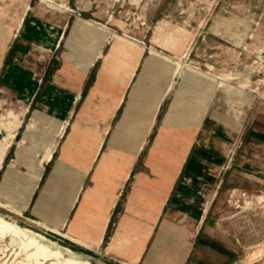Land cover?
<instances>
[{"label": "crops", "instance_id": "0c3cea01", "mask_svg": "<svg viewBox=\"0 0 264 264\" xmlns=\"http://www.w3.org/2000/svg\"><path fill=\"white\" fill-rule=\"evenodd\" d=\"M6 3L0 0V105L9 100L30 115L25 126L21 119L0 126L7 143L0 201L8 210L96 264L87 254L106 264H243L207 219L211 202L196 195L203 187L195 189L208 162L202 147L232 126L216 112L214 77L188 68L182 53L107 28L74 40L70 14L42 2L23 10L14 0L13 13ZM247 264H264V255Z\"/></svg>", "mask_w": 264, "mask_h": 264}, {"label": "rangeland", "instance_id": "374dc122", "mask_svg": "<svg viewBox=\"0 0 264 264\" xmlns=\"http://www.w3.org/2000/svg\"><path fill=\"white\" fill-rule=\"evenodd\" d=\"M35 1L70 14L69 36L74 40L91 39L89 28L104 26L147 45H159L167 53H182L183 63L215 80L225 78L231 88L219 86L215 106L219 117L232 126H221L222 131L213 133V145L202 147L209 156L198 168L206 177L198 179L195 189H203L196 195L201 202H211L207 219L244 261L259 248L258 257L263 256L264 200L257 196L264 194V0H22V9L36 5ZM13 4L14 0H7V13H13ZM15 107L9 100L0 105V126H8L10 111L21 119V126L30 121V115L21 116ZM3 136L1 132L0 139ZM2 202L0 211L5 214H0L24 225L25 219ZM30 228L69 247L40 227ZM4 243L1 239L0 264L16 263L22 254L13 262V250Z\"/></svg>", "mask_w": 264, "mask_h": 264}, {"label": "bare ground", "instance_id": "6f19581e", "mask_svg": "<svg viewBox=\"0 0 264 264\" xmlns=\"http://www.w3.org/2000/svg\"><path fill=\"white\" fill-rule=\"evenodd\" d=\"M51 6L56 7L55 4L53 3H49ZM40 5V4H39ZM43 7V6H42ZM38 8V7H37ZM49 8V7H47ZM49 12V11H48ZM35 13V12H34ZM46 13V12H45ZM38 14V12H37ZM48 16V15H47ZM46 16V17H47ZM41 19V18H40ZM56 19V18H55ZM54 19V20H55ZM45 20V19H44ZM58 20V19H57ZM113 21V20H112ZM55 22V21H54ZM131 23V22H130ZM135 23V22H134ZM43 24V23H42ZM57 24V23H56ZM30 25V23H29ZM130 26V25H129ZM102 28H106L104 26H102ZM35 29V28H34ZM25 30V29H24ZM127 30V29H126ZM2 31V28L0 27V32ZM31 33V32H30ZM47 34V33H46ZM56 34V33H55ZM54 34V35H55ZM114 35L117 38L120 39H124V40H128L130 42H134L137 43V40L135 38H132L130 36L127 35H121V34H117L114 33ZM33 36V35H32ZM40 36V35H38ZM34 37V36H33ZM136 37V36H135ZM56 38V37H55ZM33 39V38H32ZM38 39V38H37ZM52 39V38H51ZM54 40V39H53ZM190 40V38H189ZM36 41V40H35ZM117 41V40H116ZM118 43V42H116ZM55 44V43H54ZM187 44V42H186ZM53 46V45H52ZM46 47V46H45ZM49 47V46H48ZM116 47V46H115ZM187 48V47H186ZM52 49V48H51ZM124 49V47H123ZM122 50V49H121ZM124 51V50H123ZM183 51V50H182ZM134 52V51H133ZM135 53V52H134ZM134 53H132L134 55ZM116 54V53H115ZM109 55V54H108ZM132 55V56H133ZM114 58V57H113ZM26 59V58H25ZM117 59V58H115ZM28 60V59H26ZM76 61V59H75ZM137 61V60H136ZM71 63V62H70ZM184 65H186L188 68L194 69L196 71H199L201 73H203L200 70H197L196 68H194L192 65L187 64V63H183ZM28 65V64H27ZM105 65V64H104ZM15 66V65H14ZM30 66V65H29ZM32 67V66H31ZM136 66H134L135 68ZM9 68V67H8ZM13 68V67H12ZM11 68V69H12ZM10 69V68H9ZM8 69V70H9ZM36 69V68H35ZM22 70H24L22 68ZM27 70V69H26ZM131 70V69H130ZM129 70V71H130ZM189 70V69H188ZM133 71V69H132ZM15 72V71H14ZM6 73V72H5ZM9 73V72H8ZM19 73V72H18ZM7 74V73H6ZM30 74V73H29ZM11 75V74H10ZM13 75V74H12ZM188 75V74H187ZM192 76V75H191ZM190 76V77H191ZM202 75L200 74L198 77L200 78ZM39 77V76H38ZM129 77V76H128ZM195 77V76H194ZM203 77V76H202ZM130 78V77H129ZM128 78V79H129ZM192 78V77H191ZM196 78V77H195ZM10 79V78H9ZM8 79V80H9ZM39 79V78H38ZM197 79V78H196ZM202 79V78H201ZM204 79V77H203ZM207 79V78H206ZM23 80V79H22ZM184 80V79H183ZM182 80V81H183ZM209 80V79H208ZM206 80V82L208 81ZM36 81V80H35ZM129 81V80H128ZM190 82V81H189ZM201 82V81H200ZM218 85H222L225 88L230 89L231 85L225 81V78H220L219 80H216ZM183 83V82H182ZM191 84V83H190ZM208 84V83H207ZM212 83H210L211 86ZM124 85V84H123ZM127 85V83H126ZM19 86V85H18ZM28 86V85H27ZM205 86V85H204ZM204 86H200V87H204ZM207 86V85H206ZM214 86V84L212 85ZM30 87V86H29ZM191 87V86H190ZM194 88V87H193ZM27 89V87H26ZM21 90V89H20ZM30 91V90H29ZM78 91V90H77ZM19 92V91H18ZM178 98V97H177ZM180 99V98H179ZM44 100V98H43ZM47 101V100H46ZM178 101V100H177ZM40 104V103H39ZM174 104V103H173ZM44 105V104H43ZM53 105V104H52ZM51 105V106H52ZM176 105V104H175ZM50 106V105H49ZM47 108V107H46ZM50 110V109H49ZM61 110V109H60ZM175 111V110H174ZM201 111V110H199ZM172 112V111H171ZM170 112V113H171ZM178 112V111H177ZM176 113V112H175ZM10 114L12 115V119L9 121L8 126H17L19 123V117L13 113L12 111H10ZM66 114V113H65ZM179 114V113H178ZM175 115V114H173ZM171 116V115H170ZM169 119H173L170 118ZM178 116V115H177ZM194 116V115H193ZM200 116V115H199ZM57 117V116H56ZM172 117V116H171ZM190 119V118H187ZM200 119V118H199ZM174 120V119H173ZM179 121V120H178ZM191 121V120H189ZM8 123V122H7ZM166 123V121H165ZM172 123V122H171ZM178 123V122H177ZM52 126H55L53 124V122L51 123ZM180 124V123H179ZM175 125V124H174ZM172 125V126H174ZM184 125V124H183ZM186 125V124H185ZM188 125V124H187ZM170 126V125H169ZM171 126V127H172ZM182 126V125H181ZM56 127V126H55ZM177 127V126H176ZM179 127V126H178ZM62 128V126H61ZM174 128V127H173ZM181 128V127H179ZM184 128V127H183ZM172 129V128H171ZM176 129V128H175ZM59 128L56 127V134L58 133ZM180 131V130H179ZM178 132V131H176ZM174 134V133H172ZM186 135V134H185ZM99 136V135H98ZM168 136V135H167ZM187 136V135H186ZM159 139V138H158ZM161 139V138H160ZM182 139V138H181ZM169 140V139H168ZM177 140V139H176ZM179 140V139H178ZM173 141V140H171ZM170 141V142H171ZM189 141V140H188ZM191 141V140H190ZM174 142V141H173ZM172 142V143H173ZM178 142V141H177ZM179 143V142H178ZM6 142L2 143L0 141V159L1 156L3 154V151L6 147ZM171 144V143H169ZM186 144V142H185ZM164 145V144H163ZM174 145V144H173ZM189 145V144H188ZM96 146V145H94ZM154 146V145H153ZM176 146V145H175ZM182 146V145H181ZM163 147V146H162ZM169 147V146H168ZM189 147V146H187ZM160 148V147H158ZM152 149V148H151ZM161 149V148H160ZM175 149V148H174ZM176 149H178L176 147ZM182 149V148H181ZM180 150L177 151V153L181 154L179 152ZM186 151V150H184ZM171 152V151H170ZM175 152V150H174ZM51 153V148L48 149V152L45 154V158L47 159L50 156ZM166 153V152H165ZM52 154V153H51ZM114 154V152H113ZM168 154V153H167ZM53 155V154H52ZM177 157V156H176ZM176 159V158H175ZM178 159V157H177ZM176 159V160H177ZM114 160V159H113ZM133 160V159H131ZM130 160V161H131ZM174 160V159H173ZM154 163V162H153ZM172 165V164H171ZM173 167V165H172ZM171 167V168H172ZM122 169V168H121ZM176 169V167L174 168ZM125 172V171H124ZM127 175V173H126ZM125 175V176H126ZM143 185V184H142ZM135 186V185H134ZM137 186V185H136ZM135 190V189H134ZM141 192V191H140ZM166 192V191H165ZM62 193V192H61ZM66 193V192H65ZM72 193V192H71ZM150 193V191H149ZM66 195V194H65ZM132 195V194H131ZM69 196V195H68ZM133 196V195H132ZM136 195H134L135 197ZM61 197V195L59 196ZM73 198V196H72ZM129 199V198H128ZM257 199L260 200H264V194L262 195H258ZM113 200V199H111ZM68 201V200H67ZM156 201H154L155 203ZM61 203V202H60ZM59 203V204H60ZM136 203V202H135ZM153 203V202H152ZM141 205V204H140ZM4 206H8L7 204H4ZM152 207V206H151ZM41 211V210H39ZM130 229V228H129ZM69 232V231H68ZM137 233V232H136ZM62 235V234H61ZM100 236V235H99ZM75 237V236H74ZM8 238V239H7ZM101 238V237H100ZM4 239L6 241V243H4V247L7 249L10 247L11 251L13 250V255H14V260L13 262L17 259L16 257L20 254H22V256L16 260V263L14 264H91L90 260L86 257V258H81L80 256H78L71 248L66 247V246H61L59 245L57 242L52 241L50 239H48L47 237H45V235H43L42 233L35 231L33 229H31L30 227L24 226L19 224L18 222H16L15 220L9 219L8 217L1 215L0 214V240ZM79 239V238H78ZM83 239V238H82ZM84 240V239H83ZM100 241V240H99ZM91 243V242H90ZM92 244V243H91ZM95 246V245H94ZM89 248V247H88ZM97 249V248H96ZM262 248H259L257 251H253L252 253H250L247 258L245 259V261L243 262V264H247L249 262H252L254 259H256L258 257V255L261 254ZM10 262V261H9Z\"/></svg>", "mask_w": 264, "mask_h": 264}, {"label": "water", "instance_id": "95a60500", "mask_svg": "<svg viewBox=\"0 0 264 264\" xmlns=\"http://www.w3.org/2000/svg\"><path fill=\"white\" fill-rule=\"evenodd\" d=\"M87 255H88V257H89L90 259H92V260H98L99 263H101V264H106L104 261H102V260H100V259H96V257H95L93 254H87Z\"/></svg>", "mask_w": 264, "mask_h": 264}]
</instances>
